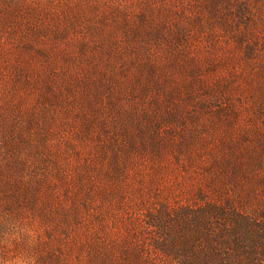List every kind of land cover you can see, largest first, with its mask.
Returning <instances> with one entry per match:
<instances>
[{
  "label": "rangeland",
  "instance_id": "rangeland-1",
  "mask_svg": "<svg viewBox=\"0 0 264 264\" xmlns=\"http://www.w3.org/2000/svg\"><path fill=\"white\" fill-rule=\"evenodd\" d=\"M210 202L264 225V0H0V264H174Z\"/></svg>",
  "mask_w": 264,
  "mask_h": 264
},
{
  "label": "trees",
  "instance_id": "trees-1",
  "mask_svg": "<svg viewBox=\"0 0 264 264\" xmlns=\"http://www.w3.org/2000/svg\"><path fill=\"white\" fill-rule=\"evenodd\" d=\"M176 212L193 220L201 244L184 241L170 248L168 244H161L162 251L174 264H254V260L247 263V259L256 256L252 241L261 239V234H256L255 230L264 231V225L256 224L253 217L239 215L211 202L195 210L185 208ZM152 224L160 226L154 219Z\"/></svg>",
  "mask_w": 264,
  "mask_h": 264
}]
</instances>
